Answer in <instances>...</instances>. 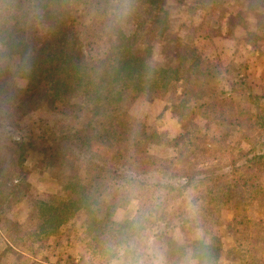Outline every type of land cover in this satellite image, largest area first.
Listing matches in <instances>:
<instances>
[{
    "label": "rangeland",
    "instance_id": "374dc122",
    "mask_svg": "<svg viewBox=\"0 0 264 264\" xmlns=\"http://www.w3.org/2000/svg\"><path fill=\"white\" fill-rule=\"evenodd\" d=\"M158 1L168 15L162 42L187 46L199 59L193 71L196 91L181 112L172 107L173 85L167 91H129L120 107L126 133L115 147L121 149L124 139L139 136L136 132L156 134V143L144 148V161L174 166L192 182L171 192L135 186L117 191L105 175L95 182V175L73 153L53 170L44 152L55 147L53 140L81 130L88 112L78 119L61 114L59 108L32 111V105L22 108L18 98L13 102L0 95V182L13 185L20 177L25 185L10 207H4L8 209L0 222V264H109L110 255L89 248L82 215L53 236L33 235L38 230L33 218L37 204L62 196L65 178L72 176L90 188L98 207L124 194L128 201L113 213L114 222L130 199L140 198L153 206L166 233H201L198 243L213 249L212 260L205 255L208 251H198L207 264H264V159H256L264 158V0ZM142 16L140 4H134L121 25L126 34H133L136 18ZM155 31L149 23L137 48L143 53L150 46L149 63L159 68L165 62ZM15 85L21 91L26 88L24 81ZM71 104L88 107L82 98ZM94 143L105 153L116 150L105 139ZM184 247L169 241L170 258L182 255Z\"/></svg>",
    "mask_w": 264,
    "mask_h": 264
},
{
    "label": "trees",
    "instance_id": "16d2710c",
    "mask_svg": "<svg viewBox=\"0 0 264 264\" xmlns=\"http://www.w3.org/2000/svg\"><path fill=\"white\" fill-rule=\"evenodd\" d=\"M140 2L134 0L144 16L136 18L131 35L122 26L115 29L110 25L105 0H0V95L13 102L18 98L22 108L32 105V111L59 108L61 114L70 113L78 119L88 112L90 118L81 130L53 140L55 147L44 152L42 157L49 168H60L66 154L73 153L84 162L86 171L95 175V182L105 175L115 182L117 191L135 186L171 192L187 188L192 178L174 166L161 168L144 161V148L156 143V134L136 132L139 136L124 139V146L116 148V141L126 133L120 107L129 91H167L173 85L172 107L181 112L195 94L193 71L199 59L187 46L162 42L169 29L168 15L158 0ZM149 23L156 27L154 34L162 46L165 63L159 68L149 63L150 46L143 53L137 48ZM18 81L26 82L24 90L16 87ZM77 98L88 107L71 104ZM104 139L116 148L114 152L105 153L96 147L94 141ZM23 186L20 177L13 185L0 182V222L8 209L5 205L10 207L11 199L22 193ZM89 191L79 178L66 177L62 196L37 204L33 218L38 230L33 235L53 236L79 214L84 216L89 248L94 254L110 255L108 243L115 231L112 216L128 200L119 192L112 204L98 207ZM197 245L198 251H208L205 255L213 259L211 247Z\"/></svg>",
    "mask_w": 264,
    "mask_h": 264
},
{
    "label": "clouds",
    "instance_id": "9594fccd",
    "mask_svg": "<svg viewBox=\"0 0 264 264\" xmlns=\"http://www.w3.org/2000/svg\"><path fill=\"white\" fill-rule=\"evenodd\" d=\"M134 0H105L112 27L124 24L133 11ZM202 234L185 236L168 231L153 206L140 198L130 199L127 209L115 218V231L108 243L109 264H207L198 255ZM169 241L184 247V253L172 259Z\"/></svg>",
    "mask_w": 264,
    "mask_h": 264
}]
</instances>
